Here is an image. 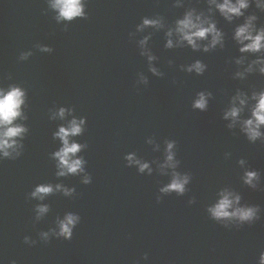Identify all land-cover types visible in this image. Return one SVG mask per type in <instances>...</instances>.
<instances>
[{"label":"water","instance_id":"95a60500","mask_svg":"<svg viewBox=\"0 0 264 264\" xmlns=\"http://www.w3.org/2000/svg\"><path fill=\"white\" fill-rule=\"evenodd\" d=\"M174 2L85 0L87 19L58 23L49 0H0V87L27 90L29 127L22 155L0 161V264H257L264 251V143H249L238 126L229 130L223 111L236 88H264V76L232 79L230 61L239 55L231 40L235 24L218 14L225 48L210 53L166 49V28L136 31L145 16H162L172 26L185 10ZM185 3L207 7L206 0ZM257 15L264 23V13ZM149 33L147 47L162 77L153 75L147 56L140 54L139 41ZM38 45L53 51L42 52ZM27 51L32 55L21 61ZM196 59L208 65L204 75L181 70ZM202 90L213 93L205 112L192 107ZM59 107L86 117L84 133L72 140L88 145L77 155L87 161L90 184L82 183L83 174L55 175L50 153L61 142L52 133L66 120L50 116ZM167 140L176 141V171L192 175L183 196L159 193L171 179V169L167 174L159 169ZM130 153L149 163L151 175L126 166ZM245 167L261 174L255 189L241 179ZM41 183H60L75 193L31 198ZM225 187L241 195L242 205H258L260 219L230 229L212 220L206 209ZM38 204L49 205L39 220ZM68 212L81 217L72 239L40 241L38 233L55 228ZM25 236L37 244H25Z\"/></svg>","mask_w":264,"mask_h":264},{"label":"clouds","instance_id":"9594fccd","mask_svg":"<svg viewBox=\"0 0 264 264\" xmlns=\"http://www.w3.org/2000/svg\"><path fill=\"white\" fill-rule=\"evenodd\" d=\"M206 9H198L194 6H186L185 0H175L172 4L174 8H184L181 16L174 20L172 26H166L162 16L143 17L141 22L136 25L137 32H144L147 28L156 30L165 29L166 49L190 48L193 52L210 53L217 49L223 50L226 43V33L218 27L217 14L228 24H235L231 40L239 53L231 59L234 63L235 71L232 79L241 82L246 81L250 75L259 74L264 76V23H258L260 17L257 11L264 13V0H206ZM254 6L256 11H249ZM49 7L56 13L57 22H71L76 18L87 19L85 10V0H49ZM237 21H239L237 23ZM151 39V33L145 35L139 41L141 55L147 56L149 70L156 76H163L153 61L157 59L148 49L147 45ZM40 51L51 53L53 49L49 46L38 45ZM32 55L31 51L22 52L19 59L27 60ZM169 61V64H172ZM182 71L189 74L195 73L202 76L206 72L208 65L202 60L196 59L190 64L181 65ZM141 81L147 84V79L141 76ZM213 98L211 91H199L193 101V109L205 112L209 107V100ZM27 90L17 84H9L6 88L0 87V161L5 159L15 160L22 155L24 140L29 133V127L24 123L28 120L25 109L28 107ZM74 109L59 107L52 111L50 119L66 120L65 124L59 125L57 130L52 133L54 140L58 139L60 147L50 153V159L55 161L57 177L68 175L83 174L82 183L90 184L92 176L85 171L86 159L78 156L85 150L87 143L81 144L72 140L85 131L86 117L77 118L73 115ZM68 116L72 118L67 119ZM223 120L229 121V130L239 127V132L251 144L257 141L264 143V88L259 90L253 88L250 91L236 88L234 94L229 97L228 104L223 111ZM152 144L154 141H147ZM163 163L159 164V169L163 174H167L171 169V179L166 185L159 188L161 194L176 193L183 196L188 191L186 187L192 180L190 173H180L176 171L180 163L176 157V141H165ZM159 148V145H156ZM231 153H225V159L230 158ZM124 159L126 166L136 165L141 174L151 175L152 168L148 162L138 159L135 153L126 154ZM238 163L244 167L246 160L241 158ZM261 174L258 170L245 167L243 183L255 189L260 181ZM62 193L65 197H71L75 193L74 188H69L63 184L41 183L34 187L30 197L43 201L45 197ZM218 198L210 204L206 211L209 217L221 224L224 228L230 229L234 224L237 228L248 224L251 225L260 219V207L258 205L241 204V195L225 187L217 193ZM160 196L156 197L160 202ZM195 199H190L189 204H194ZM36 219L39 220L49 211L48 204H38L36 206ZM81 217L78 214L68 212L63 219H57L56 227L47 232H39V240L47 243L52 238L71 240L73 231L80 223ZM29 236L24 237V243L28 245L37 244ZM142 259L147 260L145 254ZM16 264V261H11ZM257 264H264V251H261Z\"/></svg>","mask_w":264,"mask_h":264}]
</instances>
